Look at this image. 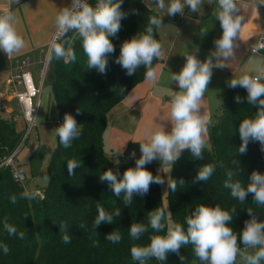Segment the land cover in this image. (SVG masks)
Segmentation results:
<instances>
[{
    "label": "trees",
    "instance_id": "trees-1",
    "mask_svg": "<svg viewBox=\"0 0 264 264\" xmlns=\"http://www.w3.org/2000/svg\"><path fill=\"white\" fill-rule=\"evenodd\" d=\"M121 11L127 16L121 20L117 36L109 37L115 52L109 56L106 74L88 69L78 36L73 45L75 62L51 60V87L58 112L63 117L71 114L81 127V135L69 148L59 144L57 136L46 167L47 184L40 193L36 188L27 191L38 193L36 199L21 198L26 192L22 184L12 177L8 168H0V243L7 244L10 249L8 255L0 249V264H138L131 258V247L147 246L153 235H166L167 227L159 233L149 229L139 240H133L129 234L131 224L142 222L147 225L149 212L164 207L160 185L151 184L143 197L134 194L133 203L125 206L122 196L115 197L107 182L99 180L105 170L119 172L118 178H122L128 168L135 167L136 160L118 162L108 156L104 151L103 137L109 110L145 79L143 66L128 76L126 70L115 63L120 47L135 35L145 34L149 17L158 15L143 0H123ZM74 35L70 32L65 39ZM154 38L159 41L157 29H154ZM157 61L154 60L153 65ZM237 96L241 97V103H236ZM246 96V89L229 87L218 112L210 119V149L205 148L203 158L199 160L186 150L171 166L168 183L177 182L176 192L167 187L166 194L168 209L172 213L168 219L172 225L179 223L186 230V218L201 205L213 208L218 205L230 214L235 208L229 226L237 234L243 231L245 221L251 219L248 209H252L259 221H264V206L253 201V194L249 193L241 203L231 196L230 189L223 186L228 171L236 173L233 181L239 180L244 187L250 183L253 171L264 174V151L258 141H250L244 154L237 150L242 143L239 124L244 119L254 118L257 110L248 105ZM25 133L26 124L20 113L0 107V159L17 152ZM69 160L82 164L71 177L67 172ZM207 164L216 165L212 177L205 182L195 181L197 172ZM145 168L153 176L157 175L154 164H147ZM181 180L183 184L179 182ZM12 196L17 197L16 203L11 202ZM97 204L109 213L119 208L121 216L114 217L113 224H103L95 230ZM5 219L17 228L18 233L26 232L25 238L10 237L4 230ZM62 223L68 225V234L72 237L69 244L62 242ZM82 224L85 227H81ZM112 231L120 232L122 239L119 243L106 239ZM180 256H184L183 262ZM193 261L199 264L192 245H187L180 249L179 255L169 252L164 262L153 258L147 264H193Z\"/></svg>",
    "mask_w": 264,
    "mask_h": 264
},
{
    "label": "clouds",
    "instance_id": "clouds-1",
    "mask_svg": "<svg viewBox=\"0 0 264 264\" xmlns=\"http://www.w3.org/2000/svg\"><path fill=\"white\" fill-rule=\"evenodd\" d=\"M152 5L160 12L166 11V16L183 14L185 7L191 13H199L204 0H151ZM218 9L215 19L220 22L222 36L214 41L215 50L203 62L197 58L196 51L184 55L186 63L179 73H171V81L178 83V91H172L169 105V120L171 130L166 131L161 127L156 131L144 129L146 142L139 143L142 155L135 161L134 168H128L122 178L119 172L111 169L105 170L99 176L101 182H107L109 188L117 198H123V204L129 206L133 203L134 194L145 196L150 185L155 183L163 185L165 180L160 175L153 176L146 170L145 165L159 159L161 165H173L183 152L190 151L196 159L203 158V150L207 144L208 128L211 124L210 117L203 111L201 113L205 93L209 91V84L213 75V69L227 67V61L234 55L237 46L236 40L242 30L244 17L238 0H216ZM9 4H18L20 0H8ZM123 0H97L95 6H91L87 0H72L71 5L58 10L55 16V36L50 44L47 59L51 61L63 60L65 63L75 62L77 57L74 50V41L78 36L82 41L83 52L87 57V67L94 69L98 74H106L109 65V56L115 52V47L109 37H116L121 29V20L127 13L121 11ZM259 5H264V0H259ZM257 8L255 4L251 5ZM26 9L27 5H24ZM163 17L152 15L149 17V26L145 34L135 35L130 40L122 43L119 56L115 63L119 64L128 76L136 73L137 69L144 67L145 80L155 84L158 80L159 65L154 66V60H160L164 56L163 45L154 38V29L163 26ZM20 19L11 11L0 14V52L7 57L18 56L26 48V40L19 30ZM74 33L71 38L65 39L68 33ZM59 41V42H57ZM264 44L253 46V53ZM228 87H237L247 90L246 100L248 105L256 110L254 118L244 119L240 122L238 134L242 141L238 153L247 151L250 141H258L261 151H264V65H258L252 72H244L236 78L228 81ZM236 103H241V97H235ZM79 114V113H78ZM135 120L134 117H131ZM28 119L35 122L32 114ZM59 137V144L69 148L75 139L81 135V127L71 114H65L61 126L55 129ZM135 157V152L132 153ZM81 161L69 160L67 172L71 177L75 169L81 167ZM220 167H223L221 164ZM216 169L215 164L204 165L197 172L195 181H208ZM171 170L169 168L168 172ZM236 173L228 171L224 188L230 189V194L243 203L249 193L253 194V201L264 206V174L253 171L250 183L242 186L239 180L233 181ZM19 176V173H16ZM48 180V177H45ZM183 184V181H179ZM172 192L177 190L176 180L167 183ZM38 193L24 192L21 198L36 199ZM17 197L12 196L11 202L16 203ZM98 215L93 227L96 230L103 224H113L114 217L121 216V210L117 208L113 213L105 211L97 204ZM250 220L245 221L242 232L237 234L229 223L233 221L235 208L232 214L222 210L220 206H198L191 216L186 218L187 228L176 223L171 225L168 218L172 213L166 207H157L149 212L148 224L133 223L129 228L130 237L139 240L149 229L159 233L167 227L166 235H153L147 246L131 247V258L138 264H147L150 259L164 262L169 252L180 254L183 246L192 245L194 255L199 264H262L264 262V221H259L252 209L247 210ZM4 230L7 234L24 239L26 232H17V228L4 222ZM85 227V225H81ZM60 229L64 231L61 239L65 244L71 243L72 237L68 234V225L62 223ZM112 243H119L122 239L120 232L112 231L106 236ZM241 244L243 247H241ZM0 249L8 255L10 249L7 244L0 243ZM184 261V256H180ZM196 264V261H193Z\"/></svg>",
    "mask_w": 264,
    "mask_h": 264
},
{
    "label": "crops",
    "instance_id": "crops-1",
    "mask_svg": "<svg viewBox=\"0 0 264 264\" xmlns=\"http://www.w3.org/2000/svg\"><path fill=\"white\" fill-rule=\"evenodd\" d=\"M72 0H20L18 4H9L8 0H0V14L11 11L20 19L19 30L26 40V48L21 55L7 57L0 52V107L7 111L21 114V107L16 98L17 87L11 82V75L16 72L17 61L27 58L28 70L33 76L34 69L41 70L42 61L47 56V49L55 33L54 22L58 10L71 5ZM143 2L163 17V26L158 29L159 42L163 45L164 56L154 65H159L158 80L155 84L143 79L135 85L125 98L113 106L107 114V126L110 142L116 147L125 149L130 154L139 149L134 145L146 142L144 129L156 131L165 127L171 130L169 105L172 91H178V83L172 82L171 73H179L186 63L184 55L197 50V58L202 62L215 50L214 41L222 36L220 22L215 19L218 4L216 0H204L199 13H191L185 7L183 14L166 16L152 5L151 0ZM170 0H165L168 4ZM241 15L244 17L242 30L236 40L234 55L224 61L227 67L213 69L211 78L212 93H216L218 106L228 90V81L244 72H252L258 65H264V50L252 53L261 34H264V5L259 0H238ZM255 4L257 8L251 5ZM27 5L26 9L23 7ZM39 74V73H38ZM215 98V99H216ZM201 113L210 116L209 93L205 94ZM213 115V114H212ZM131 117H134L133 120ZM139 142V143H138ZM129 147H132L128 153ZM140 152V151H139ZM157 175L167 176L171 165L152 162ZM163 174V175H162Z\"/></svg>",
    "mask_w": 264,
    "mask_h": 264
},
{
    "label": "rangeland",
    "instance_id": "rangeland-1",
    "mask_svg": "<svg viewBox=\"0 0 264 264\" xmlns=\"http://www.w3.org/2000/svg\"><path fill=\"white\" fill-rule=\"evenodd\" d=\"M32 79L35 84L38 85L40 83L41 80L40 69L33 70ZM52 80H53V66L51 61H49L48 68L42 83V91L39 97V107L36 115V118L39 119L35 121V125L32 127V129L25 133L23 142L19 146L16 152V156L14 158V165L16 169L19 172H21L25 177L21 183L26 191H30L36 188L37 192L40 193L48 181L45 179V177H48L46 172V167L51 152L56 144L57 136L55 129L58 128L56 125V121L60 117L52 92V87H51ZM212 87L213 84L211 81L208 86L209 91L205 93V94L209 93V98H210V112H209L210 119L213 115H215L218 112V108L224 98V97L222 98L219 106L217 103L215 104V100L217 102V98L215 96L216 93L214 94L212 93L211 90ZM224 94H226V92H223L222 95ZM110 130H112L111 127L107 126L103 137L104 151L108 156L113 157V159L118 162H128L140 158V156L142 155L140 151V144L134 145L140 151V152L138 151L136 154L138 156L133 157L130 154H126L124 153L125 149L124 150L120 149L116 147L114 142L108 141ZM205 148L210 149V141L208 138V133H207V144ZM131 149L132 147H129L128 153L130 152ZM157 160H154L153 162H157ZM164 173H165L164 176L161 177L164 178L165 183L163 185H160V193L164 207L168 208L166 201V194H167V183L169 181L170 176H167V172L164 171ZM168 220L169 223L172 225V221L170 219Z\"/></svg>",
    "mask_w": 264,
    "mask_h": 264
},
{
    "label": "built area",
    "instance_id": "built-area-1",
    "mask_svg": "<svg viewBox=\"0 0 264 264\" xmlns=\"http://www.w3.org/2000/svg\"><path fill=\"white\" fill-rule=\"evenodd\" d=\"M87 2L91 6H95L97 3V0H87ZM55 33L53 35V38L51 40V43L54 39ZM50 43V44H51ZM264 44V34H261L258 38L256 45ZM49 47L47 49V54L49 51ZM253 47L251 48V52ZM264 48H260L255 53H260ZM49 60L46 58L42 61V67L40 70L41 73V80L40 83L37 85L34 83L32 79V75L30 71L28 70V59L27 58H21L17 61V65L15 67L16 72L11 75V82L14 86L17 87L16 89V98L20 104L21 107V116L26 124V132L30 131L32 127L35 125V122H32L28 119V116L30 114L33 115L34 118H36L38 107H39V97L42 91V83L44 80V76L46 74L47 68H48ZM64 117L60 115V117L56 121L57 127L61 126L63 124ZM16 151L8 156H5L0 159V168H8L12 174V177L18 181L22 182L24 180V175L19 172L15 165H14V158H15ZM16 173H19V176H16ZM22 184V183H21Z\"/></svg>",
    "mask_w": 264,
    "mask_h": 264
}]
</instances>
